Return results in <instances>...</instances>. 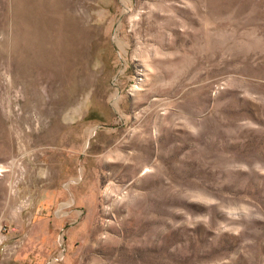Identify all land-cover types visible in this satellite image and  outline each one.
I'll return each mask as SVG.
<instances>
[{"label": "rangeland", "instance_id": "obj_1", "mask_svg": "<svg viewBox=\"0 0 264 264\" xmlns=\"http://www.w3.org/2000/svg\"><path fill=\"white\" fill-rule=\"evenodd\" d=\"M0 264H264V0H0Z\"/></svg>", "mask_w": 264, "mask_h": 264}]
</instances>
